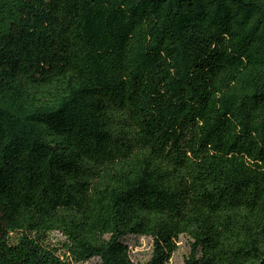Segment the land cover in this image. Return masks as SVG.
<instances>
[{
  "label": "trees",
  "instance_id": "trees-1",
  "mask_svg": "<svg viewBox=\"0 0 264 264\" xmlns=\"http://www.w3.org/2000/svg\"><path fill=\"white\" fill-rule=\"evenodd\" d=\"M128 237L264 264V0H0V264Z\"/></svg>",
  "mask_w": 264,
  "mask_h": 264
},
{
  "label": "rangeland",
  "instance_id": "rangeland-1",
  "mask_svg": "<svg viewBox=\"0 0 264 264\" xmlns=\"http://www.w3.org/2000/svg\"><path fill=\"white\" fill-rule=\"evenodd\" d=\"M62 238L58 234H51L49 242L56 244ZM126 243L129 247L130 258L135 264H145L152 255V242L145 237H128ZM177 250L173 253L169 264H182L190 251V242L186 237H180Z\"/></svg>",
  "mask_w": 264,
  "mask_h": 264
}]
</instances>
